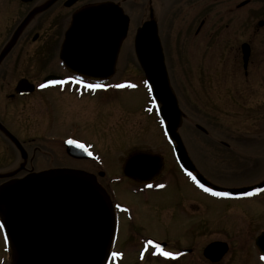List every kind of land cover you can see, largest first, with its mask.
<instances>
[{
	"label": "rangeland",
	"instance_id": "obj_1",
	"mask_svg": "<svg viewBox=\"0 0 264 264\" xmlns=\"http://www.w3.org/2000/svg\"><path fill=\"white\" fill-rule=\"evenodd\" d=\"M119 1L130 18L129 31L115 72L108 82L115 84L126 80L136 87L125 86L123 91L80 99L54 90L22 99L5 97L22 77L39 83L49 72L62 75L58 66L47 70L34 57L32 62L11 71L10 89L0 87V122L24 144L29 157L33 156L26 171L62 167L87 172L103 170L102 185L114 202L125 204L131 212V219H122L120 225L115 249L124 251L125 255L117 264H211L203 258L202 252L214 241L226 242L229 247L219 264H260L254 240L260 233L264 234V194L253 200L218 202L198 193L185 178L176 177L171 169L175 162L170 146L158 124L156 112L150 106L145 87L143 89V73L131 45L136 28L147 19L148 9L152 8L169 82L184 114L177 132L199 164L196 170L217 185L236 189L258 185L264 181V102L259 98V85L256 101L248 103L255 109L248 114L252 117L237 116L231 110L237 109L238 105H232V108L220 106L216 88L208 82L205 67L216 70L218 39L233 27L237 30L239 25L241 32L247 26H255L262 33L253 39V48L255 63L264 67V24L261 28L258 25L264 22V0H253L236 14L228 9L231 6L229 0L225 5L218 0ZM0 5L14 8L9 17L0 20L2 37L15 26V20L28 5L21 6L18 0H0ZM223 14L228 15L224 20ZM234 16H238L235 19L237 25L233 22ZM202 20H205L204 25L195 35ZM45 24L37 21L31 29L42 34ZM246 40L247 36L238 42ZM41 48L42 42L31 45L29 55L39 54ZM195 124L204 128L207 135L196 130ZM68 136L93 145L102 159V168L94 162L63 160L62 140ZM229 141L239 142L245 156H235L223 149L220 143ZM135 150L157 153L164 158L163 175L159 179L161 172L154 179L166 181L164 190L144 195L130 192L129 181L121 172V166ZM19 163L18 153L0 133V173L10 171ZM21 175L24 173L18 176ZM112 179L116 183H110ZM141 238L164 241L169 249L186 248L192 253L175 263L154 260L148 255L143 262H137L132 247L123 245L129 239L138 242ZM7 254V243L0 232V264H7Z\"/></svg>",
	"mask_w": 264,
	"mask_h": 264
},
{
	"label": "water",
	"instance_id": "obj_2",
	"mask_svg": "<svg viewBox=\"0 0 264 264\" xmlns=\"http://www.w3.org/2000/svg\"><path fill=\"white\" fill-rule=\"evenodd\" d=\"M128 26V16L117 5L81 9L72 15L59 57L70 72L89 78H108L114 73ZM242 49L246 64L249 49L245 44ZM133 50L152 97L159 104V117L168 140L175 146L179 165L183 170L194 172L177 132L183 115L169 83L152 10L148 19L135 30ZM31 90L30 85L21 81L15 92ZM0 131L6 133L21 160H26V152L18 140L1 124ZM77 150L71 146L66 149L70 157L84 158ZM163 166L160 155L139 151L126 159L122 172L137 183H151ZM196 178L206 186L219 189L198 174ZM263 186L264 182L255 187ZM252 188L227 191L244 195ZM0 220L9 244L11 264H106L115 228L110 198L96 177L69 168L30 173L2 183ZM255 245L264 255V234L255 239ZM227 251L226 243L212 242L204 248L203 256L217 263Z\"/></svg>",
	"mask_w": 264,
	"mask_h": 264
},
{
	"label": "flooded vegetation",
	"instance_id": "obj_3",
	"mask_svg": "<svg viewBox=\"0 0 264 264\" xmlns=\"http://www.w3.org/2000/svg\"><path fill=\"white\" fill-rule=\"evenodd\" d=\"M218 1L221 2L223 5L226 4L225 3L226 0H218ZM235 1L237 0H229V4L231 6L228 9L234 12L233 14L238 13L239 10H241V8L251 4L253 0H243L237 4ZM18 2L21 6H26V5L28 6L22 13L20 12L19 18L15 20L16 23L15 26L11 28L10 31H8L5 35H2V37H0V72H3V74H0V87L10 89V85L12 81V79L10 78L11 71L18 70L20 69L19 67H21V65H24L25 63L28 62H32L33 57L37 58L35 59L36 61H41V64L47 70H52L56 66H58V69L61 71L62 75L53 74L52 72L47 73L46 77L48 76L59 77L60 80L56 84L44 82L45 78H43L39 83H33L22 77L16 81L14 88L12 90H9V92L11 91V93L4 95L5 97H7L8 99H16V98L22 99V98L30 97L31 95H34L36 93H43L45 91L54 90L59 94H67L74 96L76 99H80L83 96L95 97L113 91L112 90L113 84L109 83L110 78L107 80H99L95 82L83 78H78L72 74H69L64 68L63 64L60 62L59 50H60V45L63 41L65 29L69 25L73 14L80 11L81 9L97 6V5H103V4H115L118 7H120L123 10V12L126 14V11L119 0H55L54 2L53 0H31L29 2H22L21 0H18ZM13 9H14L13 7L10 9V6L8 8V6L0 5V11H1L0 20H2L1 19L2 17L4 18L9 17L11 12L14 11ZM148 10H150V8ZM7 11L10 13H8ZM227 16H228L227 14H223L221 17L224 20V18H227ZM237 17L238 16H234L233 18V22L236 25L237 23L235 22V19ZM37 21H42L46 23L42 30V34H39L38 32H33V30L31 29L32 25ZM204 21L205 20H202L200 22L198 28L195 31V35H197L200 32L202 26L204 25ZM260 23L261 25L259 28L263 26L264 22L261 21ZM247 27L243 32H241L239 25L237 26V30H234L233 27L231 31L222 34V36L218 39L219 44L217 46L218 66L216 67V70L214 69L212 70L209 66H206L205 69L207 70V74H208V82L210 81L212 85L215 86L216 88V96H218L219 98L220 106L223 107L224 105H226L227 107L232 108V105L233 106L238 105V108L235 110H231V113L236 114L237 116H244V118L247 115V118H251L252 116L248 114L249 112H251L250 110L254 108L248 106V103L252 101L255 102L257 97L259 96L258 94H256L257 85H259L258 87L260 88L259 98H261V101L264 102V80H262L264 77V67L261 66L260 64L255 63V55L253 48V39L256 38V35L259 34L260 31L256 29L255 26H252L251 28L249 27L247 28ZM246 36H247L246 41L238 42L239 39ZM37 42H42V48L40 50L41 52L39 54L38 52L37 53L34 52L32 55H29L30 53L29 47H31V45ZM242 44H247L249 47V56L246 64H244L243 62V55L241 49ZM117 61L115 64V69L117 66ZM22 80L28 81L30 84L34 86V88L32 89V92L30 94L19 96L15 93V87L18 84V82ZM88 84H98V85H102V87L92 89L86 87V85ZM41 85H43V87H41ZM196 126L198 125L195 124V127ZM198 131L204 135H207L206 132H202L200 130ZM6 132L10 133L8 131ZM6 137L8 138L7 135ZM220 144L223 149L225 148L226 150H229V152L233 153L235 156H241V155L245 156L243 153H241L242 148L239 147L240 145L238 146V144H240L239 142L236 143V141H234L231 143L229 141V142H221ZM21 145L24 148V144L22 142ZM62 145L64 146V141ZM92 146L90 147V150L94 152L93 153V156H95L94 159L76 160L70 158L64 152L65 158L63 157V160L67 159L69 160V162L83 161L85 163L88 162L92 163L97 156V159L95 160V165L98 166L100 169L102 168L103 165L102 159L100 155H98V153L92 148ZM184 147L189 160L192 162V164L195 167L194 175L199 174L198 171L196 170V167H198L197 165L199 164H197L193 159L189 147L186 144L184 145ZM34 151H36V149ZM135 151H139V150H135ZM32 157L33 156L29 157V155L26 152V160L21 161L19 164L14 166L10 171L7 170L1 172L0 179L5 181L9 178H21L24 175L28 174L29 172H33L32 170L29 172L26 171V166L28 165V163L32 162ZM62 168H72V167H62ZM171 169L173 170V173L176 175V177L181 179L184 178L182 174L179 172L178 168L176 167V163L175 166H172ZM163 172L159 176V179L160 177H162ZM20 173H24V175L18 176ZM89 173H92L93 175L96 176L97 182L109 195L112 204L116 208L115 241L118 242L122 219L126 221L130 220L131 212L125 204L119 202L117 203L112 200L111 195L108 193L106 187L103 186L101 183V180L105 175L103 170H96ZM201 176L206 181H208L212 186L220 188L221 189L220 192H224V190L236 189L223 185L214 184L210 182L204 175ZM125 179L129 181L130 192L134 194L140 193L144 195L146 194V192L157 193L164 190L166 186V181L164 179H162L161 181H159L158 179L157 181L149 185H140L135 182H132L126 177ZM110 183H112V181ZM160 185H163V187H160ZM259 194L261 193L259 192L253 196L255 198H258ZM263 194L264 191L262 192V195ZM112 196L114 197L113 192H112ZM203 196L218 202H229V203L240 202L244 200H253L252 199L253 197L246 199H237V200L224 199L206 193H203ZM225 207L231 208L228 207V205H226ZM120 208L121 211L119 210ZM120 217H121V221H120ZM148 239L151 238H145V239L141 238L138 240V242H134L133 239L131 240L129 239V241H126L123 246L124 247L131 246L132 247L131 252L133 254L136 253L135 259L137 260L138 257H144V255H140L141 252L140 248L142 247L147 246L148 252L150 251L155 252L157 250L156 248L148 245L147 243ZM163 243L165 244L164 251L173 253V256L170 257L173 262H177L183 256L185 250L186 251L190 250L186 248L172 250L167 247L168 246L167 243H165L164 241ZM138 246H140L138 250H135L136 247ZM190 253H192L191 250L189 251L188 254ZM148 257L151 258V256ZM152 259H154V257Z\"/></svg>",
	"mask_w": 264,
	"mask_h": 264
},
{
	"label": "snow or ice",
	"instance_id": "obj_4",
	"mask_svg": "<svg viewBox=\"0 0 264 264\" xmlns=\"http://www.w3.org/2000/svg\"><path fill=\"white\" fill-rule=\"evenodd\" d=\"M71 79V78H70ZM41 87H43V85H41ZM86 87H88V88H92V89H95V88H100V87H102V85H98V84H88V85H86ZM68 143H70V144H73V143H75V144H77L79 147H84V145L83 144H79V142H77V141H73V140H71V139H69L68 141H67ZM90 155H91V153H89ZM189 175H191L190 173H189ZM193 179H195L194 177H193ZM151 187V186H150ZM160 187H163V185H160ZM201 187H203V185H201ZM207 191H211V189H207ZM214 195H224V196H226V195H229V193H213ZM252 193H248V195H251ZM149 245H152L154 242L153 241H148L147 242ZM156 247L159 249V245H156ZM160 251L162 252V254L165 256V257H172L173 256V253H171V252H167V251H163V249H160ZM113 255L114 256H117V255H119V253H113Z\"/></svg>",
	"mask_w": 264,
	"mask_h": 264
},
{
	"label": "bare ground",
	"instance_id": "obj_5",
	"mask_svg": "<svg viewBox=\"0 0 264 264\" xmlns=\"http://www.w3.org/2000/svg\"><path fill=\"white\" fill-rule=\"evenodd\" d=\"M95 95H96V94H95ZM88 163H89V162H88ZM261 195H262V193H261V194H259V195H258V197H260ZM254 198H255V197H253L252 199H254ZM121 261H123V259H122Z\"/></svg>",
	"mask_w": 264,
	"mask_h": 264
}]
</instances>
